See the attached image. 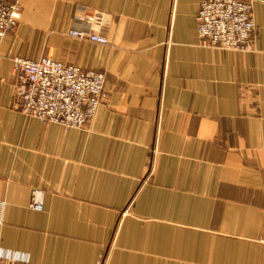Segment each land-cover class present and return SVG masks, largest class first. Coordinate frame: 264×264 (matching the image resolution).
I'll return each mask as SVG.
<instances>
[{
  "label": "crops",
  "instance_id": "obj_1",
  "mask_svg": "<svg viewBox=\"0 0 264 264\" xmlns=\"http://www.w3.org/2000/svg\"><path fill=\"white\" fill-rule=\"evenodd\" d=\"M16 1L0 50V251L36 264H264V0L252 51L203 44V0ZM17 55L102 71L106 99L82 128L25 116Z\"/></svg>",
  "mask_w": 264,
  "mask_h": 264
},
{
  "label": "built area",
  "instance_id": "obj_2",
  "mask_svg": "<svg viewBox=\"0 0 264 264\" xmlns=\"http://www.w3.org/2000/svg\"><path fill=\"white\" fill-rule=\"evenodd\" d=\"M20 14L21 7L16 0H0V50L6 36L17 28ZM196 18L203 44L230 51L253 50L256 34L253 0H203ZM68 34L102 44L109 41L101 34L85 33L77 28L69 30ZM12 71L15 75L14 107L25 116L58 123L65 128L84 127L107 96L102 71L86 70L50 55L37 59L14 56ZM30 207L42 210L39 191H35ZM105 261L101 259L98 264ZM0 264L36 263L19 253L1 250Z\"/></svg>",
  "mask_w": 264,
  "mask_h": 264
},
{
  "label": "rangeland",
  "instance_id": "obj_3",
  "mask_svg": "<svg viewBox=\"0 0 264 264\" xmlns=\"http://www.w3.org/2000/svg\"><path fill=\"white\" fill-rule=\"evenodd\" d=\"M13 93H14V88H13ZM14 106V105H13ZM2 221V220H1ZM0 223H2V222H0ZM106 262V261H105ZM106 264V263H105Z\"/></svg>",
  "mask_w": 264,
  "mask_h": 264
}]
</instances>
